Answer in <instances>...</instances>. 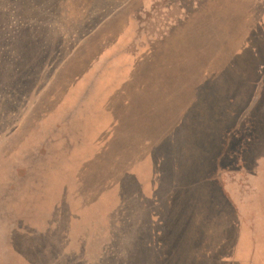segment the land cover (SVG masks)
I'll return each mask as SVG.
<instances>
[{
  "label": "rangeland",
  "instance_id": "374dc122",
  "mask_svg": "<svg viewBox=\"0 0 264 264\" xmlns=\"http://www.w3.org/2000/svg\"><path fill=\"white\" fill-rule=\"evenodd\" d=\"M0 264H264V0H0Z\"/></svg>",
  "mask_w": 264,
  "mask_h": 264
}]
</instances>
